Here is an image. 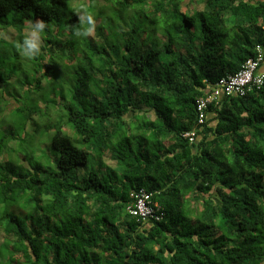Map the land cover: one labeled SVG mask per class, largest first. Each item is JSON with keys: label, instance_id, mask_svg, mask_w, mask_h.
<instances>
[{"label": "trees", "instance_id": "1", "mask_svg": "<svg viewBox=\"0 0 264 264\" xmlns=\"http://www.w3.org/2000/svg\"><path fill=\"white\" fill-rule=\"evenodd\" d=\"M258 47L264 0H0V264H264V80L198 110Z\"/></svg>", "mask_w": 264, "mask_h": 264}, {"label": "built area", "instance_id": "2", "mask_svg": "<svg viewBox=\"0 0 264 264\" xmlns=\"http://www.w3.org/2000/svg\"><path fill=\"white\" fill-rule=\"evenodd\" d=\"M263 55L262 49L258 47V53L255 59H248L246 61V68L235 77L221 78L211 94L202 100L201 107L203 108L209 100L212 102L216 101L222 90L228 94L235 93L244 96L246 92L252 88L258 89L263 83L264 72L255 73V69L260 63H262ZM197 124L200 125L198 120ZM194 133L195 130L193 132L185 133L183 136L188 138L190 142H193L195 138ZM149 198L150 196L144 191L137 193V202L133 207L128 208L129 213L144 221L149 219L159 220L162 216V212H158V206L155 203H152Z\"/></svg>", "mask_w": 264, "mask_h": 264}, {"label": "rangeland", "instance_id": "3", "mask_svg": "<svg viewBox=\"0 0 264 264\" xmlns=\"http://www.w3.org/2000/svg\"><path fill=\"white\" fill-rule=\"evenodd\" d=\"M110 11L107 9L106 11H105V13H109ZM111 13V12H110ZM37 22H38V24H40L41 22H43L42 20H37ZM113 22V21H112ZM30 38H32V41L35 43V44H39V39L38 38H36V37H34L33 35L32 36H30ZM22 48V47H21ZM3 49V51L5 50V47H3L2 48ZM19 50H22V49H19V46L16 44V49H11V48H9L8 50H7V56L8 57H12L13 59H12V61H11V63L13 64V68H14V71H15V73L17 72V71H19V70H22L23 69V67H22V65H23V63H26V61H24V60H22V57H21V53H20V51ZM0 53H2V52H0ZM14 53V54H13ZM16 54H18L19 56H16ZM1 54H0V58H1ZM28 60H32V58H31V56L29 57V59ZM8 62H9V59H8ZM22 68H21V67ZM7 67H12V66H7ZM15 67H16V69H15ZM20 72V71H19ZM14 77H16V75L14 74L13 75ZM13 85V84H12ZM14 89H16V90H18L19 89V86L18 85H16V87H13ZM33 91V90H32ZM14 92V91H13ZM12 92V93H13ZM18 92H22V90L21 89H19L18 90ZM31 94H29L28 96H18L17 98L18 99H21V101L22 102H25V100L27 99V100H29V102H31V106H36L37 108H42V106L44 105L45 106V104H46V100H47V98H46V95H45V97H44V100L43 101H41V97H38L39 95H38V93L36 92V91H33V93L32 92H30ZM13 97H16L15 95H13V94H11ZM54 93L53 94H51V97L53 98V99H55L54 101H56V99H57V97H58V95H55V97H54ZM32 97V98H31ZM26 103V102H25ZM11 108H13V106L11 107ZM18 114V113H17ZM15 117H14V120H16L17 119V117H16V114L14 115ZM8 119L9 120H12L13 118L12 117H8ZM46 160V159H45ZM106 162H108V161H106Z\"/></svg>", "mask_w": 264, "mask_h": 264}, {"label": "bare ground", "instance_id": "4", "mask_svg": "<svg viewBox=\"0 0 264 264\" xmlns=\"http://www.w3.org/2000/svg\"><path fill=\"white\" fill-rule=\"evenodd\" d=\"M263 61H264V57H263V59H262V63H263ZM262 63H260V64L256 67V69H255V73H259V69H260ZM245 68H246V63L244 64V66L242 67V69H240V71H238V72L235 73L234 75H228L227 77H231V78H233V77H235L238 73H240L241 71H243ZM227 77H225V78H227ZM221 94H223V95H224V94H225V95H228V93H226V92L223 91V90L219 93V96H220ZM230 94H235V93H230ZM237 95H239V94H237ZM202 100H203V99H200V100L198 101V110H203V109H205L207 103L210 101V100H209V101L205 104V106L202 108V107H201ZM201 116H202V115H201Z\"/></svg>", "mask_w": 264, "mask_h": 264}, {"label": "crops", "instance_id": "5", "mask_svg": "<svg viewBox=\"0 0 264 264\" xmlns=\"http://www.w3.org/2000/svg\"><path fill=\"white\" fill-rule=\"evenodd\" d=\"M264 72V61L259 69V73H263Z\"/></svg>", "mask_w": 264, "mask_h": 264}, {"label": "clouds", "instance_id": "6", "mask_svg": "<svg viewBox=\"0 0 264 264\" xmlns=\"http://www.w3.org/2000/svg\"><path fill=\"white\" fill-rule=\"evenodd\" d=\"M40 27H43V25H40ZM35 37V36H34ZM37 38V37H36ZM31 40H32V38H31ZM198 120V119H197ZM196 124H197V122H196Z\"/></svg>", "mask_w": 264, "mask_h": 264}]
</instances>
